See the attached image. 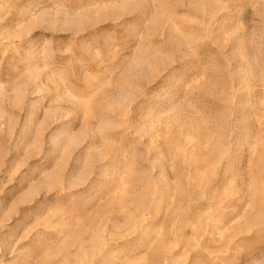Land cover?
Here are the masks:
<instances>
[{
  "label": "rangeland",
  "instance_id": "rangeland-1",
  "mask_svg": "<svg viewBox=\"0 0 264 264\" xmlns=\"http://www.w3.org/2000/svg\"><path fill=\"white\" fill-rule=\"evenodd\" d=\"M0 264H264V0H0Z\"/></svg>",
  "mask_w": 264,
  "mask_h": 264
}]
</instances>
